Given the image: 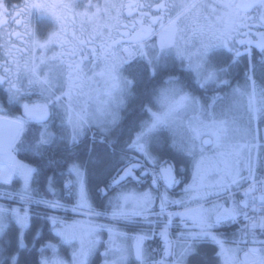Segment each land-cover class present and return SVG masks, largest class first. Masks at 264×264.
Listing matches in <instances>:
<instances>
[{"label":"snow or ice","instance_id":"obj_1","mask_svg":"<svg viewBox=\"0 0 264 264\" xmlns=\"http://www.w3.org/2000/svg\"><path fill=\"white\" fill-rule=\"evenodd\" d=\"M81 7L84 10L78 11ZM217 7L225 9L217 16L219 26L199 24L203 9L215 12ZM12 9L0 0V26L10 23L11 16L17 28L23 27V32L9 36L21 40L24 54L31 55L23 64L10 59L15 72L6 67L0 75V185L20 182L15 191L0 189V200L8 201L0 203V264H69L59 254L64 245L71 248L70 264H89L101 243L103 264H167L169 257H176L172 264H186L203 244L218 249L221 264H264V86L257 80L259 75L264 81V64L258 67L253 53H242L233 44L239 30L251 26L248 21L264 28V0L218 5L199 0L103 5L24 0L22 7ZM125 14L138 19L122 25ZM77 20L81 34L85 25L92 26L87 39L77 35ZM121 27L131 31L119 33ZM105 30L109 42L91 47L86 55V47L103 38ZM189 30L198 41L194 52L180 44ZM113 32L129 37L132 47L123 49L122 56L113 51L120 43L111 39ZM255 46L264 59V34ZM245 54L244 84L233 86ZM90 58L93 64H103L93 75L105 81L108 97L98 115L73 106ZM145 70L155 83L125 135L119 110L126 107L125 95ZM125 71L131 79L121 74ZM13 107L21 109L19 115L10 113ZM186 113L192 115L184 136L180 128ZM93 127L101 136L97 139L93 132L83 159L74 149ZM18 151L32 153L35 163L17 160ZM177 158L186 162L185 170L191 168L187 183L176 168ZM41 161L50 168L56 165L51 175H44ZM57 175L63 178L60 190L55 187ZM149 176V187L139 190ZM40 177L53 199L34 194L39 188L32 184H39ZM181 183L179 198L170 196ZM33 205L45 211L33 212ZM172 206L180 210L170 211ZM250 211L257 215L250 216ZM68 213L80 218L69 221ZM240 218L245 223L231 241L217 231ZM174 225L180 229L175 240ZM45 229L57 243H41ZM104 232L107 240H102ZM153 237L161 240L159 260L150 259L146 242ZM48 251L51 256L45 255ZM241 251L243 260L238 261Z\"/></svg>","mask_w":264,"mask_h":264},{"label":"flooded vegetation","instance_id":"obj_2","mask_svg":"<svg viewBox=\"0 0 264 264\" xmlns=\"http://www.w3.org/2000/svg\"><path fill=\"white\" fill-rule=\"evenodd\" d=\"M5 2L9 6V11H13L12 6L15 5V6H17V9H18L19 7L23 6L24 0H5ZM90 2L94 5L95 4L103 5L105 3H117V4L118 3H128L129 0H90ZM141 2H145V0H141ZM147 2L159 3V2H161V0H147ZM199 2L203 3L205 5H218L220 3L226 2V0H199ZM87 3H89V0H81L82 5L87 4ZM82 10H84L83 7H81L80 10H78V11H82ZM93 11H94V9H93ZM126 11L127 10L125 9V13H126ZM145 11H147V9H145ZM224 11H225V9H222L220 7H217L215 12L211 11L209 8H205L202 10V15H201L198 22H199V24L204 25V26H207L209 24H217V16L221 15ZM152 14L158 15L159 13L153 12ZM254 14L255 13H249V15H254ZM113 15H115L114 12H113ZM8 19H9L10 23H8L7 25L0 26V75H4V69L6 67L9 68L11 72H13V73L15 72V64H10L9 63L10 59H14V60L18 61L20 64H23L25 62V60H28L30 58V55H31L30 53L28 55L24 54L25 44L22 43L21 40L16 39L14 36H12V37L9 36V33H11V32H15V31L23 32L24 28L23 27L17 28L15 23H14V20L12 19L11 16H9ZM135 19H138V16L128 17L125 14L121 17V24L122 25L130 24L132 22V20H135ZM101 22H103V20ZM248 23L251 26L246 27V28H241L239 30V34L234 36L233 44L235 45L236 49L242 53H246V50L248 52L253 53L255 56V60L257 61L258 66H260V65L264 64V59H262L259 49L256 48L255 41H257L260 38L261 34H264V28L259 27L257 21H248ZM217 26H219V25L217 24ZM156 27L158 29L159 25H157ZM85 29L86 30L83 32V34H81L79 31V20H77V35L81 36V38L87 39L89 37L91 31H92V26L91 25H85ZM130 31H131V29L124 28V27H121L119 29V33H125V32H130ZM111 39H115L117 41H120L118 47L113 49V51L115 52V54L117 56L119 55V53H121V49H122V47H124V45H131V43L129 41V37L127 35H120L116 32H113L111 35ZM241 40H244V41L251 40V41H253V43L251 45H248V44L241 45L239 43V41H241ZM183 41H186L187 47L190 51H192V52L195 51V49L198 45V41L191 37L190 30L188 33L185 34V39L180 40V44L183 45L184 44ZM101 42H105V43L109 42V33L107 30L104 31L103 38L96 39L93 42V44L88 45L86 47L85 54L90 55L91 47H97L98 48L99 44ZM130 47H132V45ZM17 49L19 51H17ZM9 51L12 52L11 57L6 55V53H8ZM37 55H39V53H37ZM49 55H51V53H49ZM225 58H230V57H225ZM248 59H249V56L247 54H245L243 56V58L240 60V63L237 66V69L235 70L236 71V79L233 80V82H232L233 86H235L237 83L240 84V82H244L243 76H242V70H243L246 62L248 61ZM99 63H102V62L96 61L95 64H93V62L90 58L89 61H87L85 64V67L87 69V71L85 73V77ZM82 83H81V85H82ZM80 90L81 89L79 87V92H80ZM0 99H3L2 95H0Z\"/></svg>","mask_w":264,"mask_h":264},{"label":"trees","instance_id":"obj_3","mask_svg":"<svg viewBox=\"0 0 264 264\" xmlns=\"http://www.w3.org/2000/svg\"><path fill=\"white\" fill-rule=\"evenodd\" d=\"M132 67H143V65H136V64H132ZM259 67V66H258ZM125 75L131 79V76L129 74V72H125ZM157 80H159V75L156 78ZM257 80L258 82H260L262 84V86H264V81H260V77L259 75L257 76ZM153 83H155V81H153L150 77V73L145 70L141 75L137 76L136 79V83L134 85V87L130 90L129 94H126L124 99L126 102V107L120 109V115L122 117H124V121H123V127L125 129V135L127 134V126L129 125L130 121L134 118L137 117L139 114V108L140 105L142 103H147L148 100V96L151 92ZM5 107L7 108L8 105L5 104ZM18 107H13L10 109V113L13 115H16L15 112H18ZM264 126V123H262L260 125V130L261 128ZM51 131L53 132H57L58 134V130L56 128H52ZM97 139L100 138L101 133L97 132L96 133ZM91 143V137L89 134H87L86 137H84L82 139V141L79 143V145L74 149V151L79 152L82 156L83 159H87V156L85 154V149L87 148V146ZM49 151H51V149H49ZM59 155V154H58ZM16 157L19 159V161H24V162H28L29 165L35 163L32 153L30 152H26V151H18L16 154ZM169 159H171V157H168ZM41 166L44 169V175H51L52 173V169L56 168V165H53L52 168H50L48 166V164L45 161H41ZM174 163L176 164V168L180 171L181 175H185L186 179L184 181V183L188 182L191 179V168L188 167L187 170H185V161L177 158ZM58 171V168L56 169ZM39 184L37 185V187L39 188V192L34 193L35 195L39 196V195H44L47 198H51L53 199L54 197H52L51 195H49L47 192H45V186H44V180L43 177L39 178ZM17 180L12 183V185L9 186H4V185H0V187L2 188H8L12 191H15L16 189L19 188V185H17ZM63 186V178L60 177L59 175H57L56 177V184L55 187L60 190L62 189ZM173 197L175 198H179L180 194L177 193H173L172 194ZM61 200L64 199V192L60 191V197ZM38 211L40 212H44L45 210L41 207V208H37ZM55 215H59L60 216V212L55 213ZM65 215V214H64ZM80 217H74L71 213L67 214V219L68 220H72V219H78ZM104 223H107L105 221H103ZM238 228L235 225H231L229 227H225V228H220L217 231L219 232H223L226 234V239H228L229 241H231L233 239V233H237ZM180 231V229L176 226L174 229V233H175V238L177 233ZM51 241L52 243H57L56 239L51 236L47 229H45L44 234H43V240L41 241V243L45 242V241ZM27 243L29 244V246H31L32 243V234L31 232L28 233L27 236ZM39 244H37V248H39ZM159 244H157V242L154 239H151L150 241L147 242V247L148 249H152L154 247H158ZM217 248L209 245V244H203L201 246L198 247V254L194 255V256H189L186 260V264H221V260L215 255V253L217 252ZM59 253L62 255L63 258H68V253L70 254V251L67 247V245L61 246L59 247ZM45 255H50L51 256V252L48 254V252L45 253ZM93 258H90L89 262L94 264ZM176 257H174L175 260ZM150 259H152V256L150 254Z\"/></svg>","mask_w":264,"mask_h":264},{"label":"rangeland","instance_id":"obj_4","mask_svg":"<svg viewBox=\"0 0 264 264\" xmlns=\"http://www.w3.org/2000/svg\"><path fill=\"white\" fill-rule=\"evenodd\" d=\"M78 10H80V8H79ZM183 43H184L183 45L181 44L182 46H184V45L186 44V41H183ZM126 46H127V45H124L125 48H127ZM124 47H122V49H121V53H119L118 56H122V55H124L123 52H122ZM102 67H103V64H102V63H99V64L96 65V66L94 67V69H93L91 72H89V73L86 75V77L84 78V81H83L82 85H80V89H81V90H80V92H79V89H78V93H79V94H78L77 96H75V97H74V100H73V106H74L75 109H77V110H84V111H87V112L90 113V114L98 115V109L104 107V102L108 100V97L105 95L106 83H105V81H104L101 77H99V76H94V75H93L94 72H97V73H98V72L101 70ZM125 72H126V71H125ZM125 72H122L121 74H122L123 76L127 77V76L125 75ZM240 84L243 85L244 82H240ZM20 111H21V109L19 108V109H18V112H17V113L15 112V114H16V115H19V114H20ZM191 115H192L191 113H186V114H184V116L182 117V119H183V121H184L185 123L181 125L180 132H181V134L184 135V136H187V135L189 134V133H188V129H187V127H186V124H187V122L189 121ZM263 128H264V127H263ZM93 132L97 133V132H100V130H99L98 128L93 127V128H91V129L87 132V134H89L90 137H92ZM16 154H17V153H16ZM16 154H15V155H16ZM16 159L19 160L17 157H16ZM20 162L25 163V164H28L27 161H26V162H24V161H20ZM0 163H2V161H0ZM15 181H16V180H15ZM17 182H18L17 185H19V187H20V182H19V180H17ZM11 185H12V184H11ZM37 185H38L37 183L33 182L32 187H33L34 189H35V188H38ZM0 189H3L4 191H9V192L12 191V190H10V189H8V188L5 189V188L0 187ZM111 194H112V193H111ZM111 194H110V195H111ZM48 199H51V198H48ZM0 203H8V201H7V200H0ZM14 206H15V205H14ZM32 211H33V212L38 211L37 208H36L34 205L32 206ZM165 219H166V217H165ZM69 221H71V220H69ZM101 222H103V221H101ZM175 225H178V224L176 223V221H175ZM157 230H158V229H157ZM102 234H103V235H102V240H107V239H106L107 236H105V232L102 233ZM171 234H172V239L175 240L176 238H175L174 235H173V231H171ZM260 238H261V239H264V237H260ZM153 239H154L158 244H160V239H159V237H153ZM160 246H161V245H160ZM97 248H98V255H97L96 258H94V261H95V262H99L98 264H103V262H104V260H105V257L102 256L101 253L104 252V250H105V246H104L103 243H101ZM153 250H155V251H153ZM153 250L151 251V256H152L153 260H159V259L161 258V256H162V247H154ZM93 255H94V253L89 257V260H90V258L93 257ZM239 255H240V258H243V257H242V255H243V251H241V252L239 253ZM107 258H108V257H107ZM171 260H172V257H169L167 263H170ZM237 260H238V259H237ZM241 260H242V259H241ZM238 261H239V260H238Z\"/></svg>","mask_w":264,"mask_h":264},{"label":"crops","instance_id":"obj_5","mask_svg":"<svg viewBox=\"0 0 264 264\" xmlns=\"http://www.w3.org/2000/svg\"><path fill=\"white\" fill-rule=\"evenodd\" d=\"M140 190V189H139ZM107 222V221H106ZM105 236H107V233L105 232ZM106 239H107V237H106ZM49 252H51V251H49ZM177 252H178V249H177ZM61 257H62V255H60ZM70 256H71V254H70ZM113 257L110 255L107 259H109V260H111ZM71 260V259H70ZM99 262H95L94 264H98ZM131 264H132V262H131ZM133 264H135V261L133 262Z\"/></svg>","mask_w":264,"mask_h":264},{"label":"built area","instance_id":"obj_6","mask_svg":"<svg viewBox=\"0 0 264 264\" xmlns=\"http://www.w3.org/2000/svg\"><path fill=\"white\" fill-rule=\"evenodd\" d=\"M263 136H264V131H263ZM259 178V177H258ZM245 187H247V185L245 186ZM242 198V197H241ZM240 198V199H241ZM249 215L250 216H253V215H257L256 213H252L251 211L249 212ZM244 223H245V221L243 220V218H240Z\"/></svg>","mask_w":264,"mask_h":264},{"label":"bare ground","instance_id":"obj_7","mask_svg":"<svg viewBox=\"0 0 264 264\" xmlns=\"http://www.w3.org/2000/svg\"><path fill=\"white\" fill-rule=\"evenodd\" d=\"M0 164H2V163H0Z\"/></svg>","mask_w":264,"mask_h":264}]
</instances>
